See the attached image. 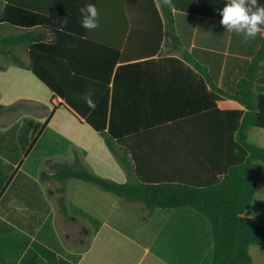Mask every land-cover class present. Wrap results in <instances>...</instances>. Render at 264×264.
<instances>
[{
    "label": "crops",
    "instance_id": "crops-1",
    "mask_svg": "<svg viewBox=\"0 0 264 264\" xmlns=\"http://www.w3.org/2000/svg\"><path fill=\"white\" fill-rule=\"evenodd\" d=\"M18 1L50 24L32 29L44 39L34 43L32 57L20 52L26 56L21 60H34L85 116L93 109L80 96L91 91L96 105L107 96L106 132L114 140L135 137L143 155L142 175L155 177L156 183L188 186L211 181L213 168L224 159V131L221 124L197 117L214 109L243 110L227 95L236 93L264 43L260 36L245 43L242 36L226 32L219 23L226 0H172L171 7L159 0ZM88 3L96 5L100 16L99 27L91 31L81 27L79 11ZM68 43L76 46L68 48ZM116 49L122 61L116 62ZM182 53L216 76V88L223 93L216 94L217 100ZM0 66H6L1 58ZM251 73L255 87L264 88V59ZM0 107L11 108L0 110V264H50L46 251L69 264L209 262L211 229L198 213L149 212L139 203L127 208L115 195L75 180L65 185L67 216L84 220L82 211L100 227L92 229L77 255H64L51 199L55 185L47 179L50 166L71 163L75 148L95 174L118 183L127 176L84 117L30 70L11 65L0 71ZM248 142L264 148V129L251 127ZM250 175L255 201L244 216L264 227V163H254ZM141 214H147L144 223ZM248 253L252 264H264V246L251 245Z\"/></svg>",
    "mask_w": 264,
    "mask_h": 264
},
{
    "label": "trees",
    "instance_id": "trees-1",
    "mask_svg": "<svg viewBox=\"0 0 264 264\" xmlns=\"http://www.w3.org/2000/svg\"><path fill=\"white\" fill-rule=\"evenodd\" d=\"M36 14L18 0H0V58L6 63L5 67L0 66V71L11 65L30 70L77 115L84 117L85 122L103 139L109 153L127 176L125 183H118L95 174L85 165L83 152L73 148L71 163L51 165L53 173L47 178L55 185L52 195L55 196L58 212L62 216L68 215L65 185L72 180L90 184L115 195L127 208H130L132 203H139L149 212L154 209L192 210L202 216L211 229L209 264H252L248 248L251 245L264 246V227L254 225L244 213L255 201V183L251 178L250 169L254 163H264V148L248 142V130L251 127L264 129V88L255 87L251 72L256 64L264 59V43L261 44L248 75L238 82L236 93L224 94L236 100L243 110L214 109L197 117L221 124L224 131L221 146L224 159L221 167L213 168L215 172L211 181L200 186L156 183L155 177H145L140 172V160L143 155L140 150L137 151L135 137L114 140L106 132L107 96L85 116L78 111L70 98L58 89L55 82L38 71L34 60L31 64H25L21 60L20 52L24 51L32 57L30 51L34 48V43L44 39L42 34H36L32 29L50 26L48 19L43 20ZM120 51L115 50L116 62L123 60ZM182 57L204 77L213 98L217 100L216 94L223 93L216 88V76L195 63L192 55L182 53ZM8 109L11 108L0 107L3 111ZM133 173H138L136 179H132ZM41 178L46 177L43 175ZM78 213L94 231L99 229V221L82 211ZM146 220L147 214L139 215L140 223ZM82 232L88 233L85 228ZM50 245L56 252H61L54 241ZM46 254L50 264H69L53 253L46 251ZM69 258L77 261V257Z\"/></svg>",
    "mask_w": 264,
    "mask_h": 264
},
{
    "label": "clouds",
    "instance_id": "clouds-1",
    "mask_svg": "<svg viewBox=\"0 0 264 264\" xmlns=\"http://www.w3.org/2000/svg\"><path fill=\"white\" fill-rule=\"evenodd\" d=\"M161 6L171 7L172 0H159ZM81 13V27L86 30H94L99 27V11L95 4L88 3L79 9ZM220 25L228 33H235L243 37L245 43L254 41L258 36L264 38V5L258 0H226L219 10ZM66 17L61 20V29L67 25ZM76 45L68 43L66 47L74 48ZM93 93L88 91L79 98L90 109H95L96 104L92 99Z\"/></svg>",
    "mask_w": 264,
    "mask_h": 264
},
{
    "label": "rangeland",
    "instance_id": "rangeland-1",
    "mask_svg": "<svg viewBox=\"0 0 264 264\" xmlns=\"http://www.w3.org/2000/svg\"><path fill=\"white\" fill-rule=\"evenodd\" d=\"M23 59H25V55L21 56ZM48 189H53V185H48ZM52 205L54 213H56V222H55V229L58 235L60 236L61 242H62V251L64 255L73 254L77 255V253L82 250L89 239V235L92 232V227L90 225L88 233L84 234L82 232V228L85 226L86 222L79 219H70L71 217H62L57 213V207L55 204V196L52 198ZM85 222V223H84Z\"/></svg>",
    "mask_w": 264,
    "mask_h": 264
}]
</instances>
